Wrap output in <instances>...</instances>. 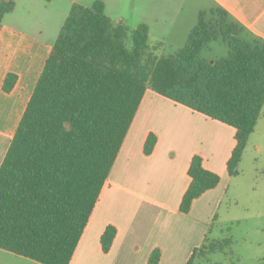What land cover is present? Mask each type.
Returning <instances> with one entry per match:
<instances>
[{
  "label": "trees",
  "instance_id": "16d2710c",
  "mask_svg": "<svg viewBox=\"0 0 264 264\" xmlns=\"http://www.w3.org/2000/svg\"><path fill=\"white\" fill-rule=\"evenodd\" d=\"M15 8L14 0H0V31ZM105 9L99 0L71 6L0 168V249L40 264L71 263L147 91L235 129L230 177L239 175L263 111L264 40L246 39L223 8L201 12L184 47L166 57L151 45L147 25L131 29ZM213 42L225 44L228 55L204 57ZM17 82L8 73L3 91L10 94ZM157 143L150 132L144 155ZM187 174L179 205L185 215L221 182L199 154ZM117 235L116 226L106 227L103 253ZM233 243L209 233L187 264L228 255ZM161 255L156 248L148 264H159Z\"/></svg>",
  "mask_w": 264,
  "mask_h": 264
},
{
  "label": "crops",
  "instance_id": "0c3cea01",
  "mask_svg": "<svg viewBox=\"0 0 264 264\" xmlns=\"http://www.w3.org/2000/svg\"><path fill=\"white\" fill-rule=\"evenodd\" d=\"M136 6L134 0L120 15L121 23L133 29L147 25L153 46L171 51L180 48L175 53L184 47L199 14L217 6L245 28L246 39L264 40V0H144ZM53 44L7 23L6 17L3 20L0 168ZM8 73L18 75L10 94L2 88ZM150 132L157 134L158 143L154 153L145 156L143 146ZM234 135L233 127L147 91L70 264H148L156 248L162 252L159 264H187L194 249L207 234L211 236L210 224L219 218L222 199L232 181L242 175L240 171L230 177L227 172ZM257 135L264 137V107L249 143ZM254 148L262 151L260 144ZM195 154L203 157L207 170L220 175L221 182L195 200L185 215L179 205L190 184L187 171ZM108 225L116 226L118 235L105 254L100 238ZM230 253L232 257L234 252Z\"/></svg>",
  "mask_w": 264,
  "mask_h": 264
},
{
  "label": "rangeland",
  "instance_id": "374dc122",
  "mask_svg": "<svg viewBox=\"0 0 264 264\" xmlns=\"http://www.w3.org/2000/svg\"><path fill=\"white\" fill-rule=\"evenodd\" d=\"M15 10L6 16V22L18 29L32 33L45 41L55 42L67 19L73 2L91 6L98 0H14ZM105 3L106 14L116 23H121L120 15L130 9L134 0H99ZM144 0H135L136 8ZM147 1V0H146ZM179 2L180 0H170ZM133 29V28H131ZM151 45L154 44L150 41ZM177 43V42H176ZM180 49V48H178ZM176 49V50H178ZM176 50L160 48L159 56H169ZM178 52V51H177ZM228 47L213 42L202 55L209 60L226 57ZM152 93V92H151ZM260 144L262 151H255ZM241 177L234 179L229 193L221 201L219 218L211 222V238L234 241L228 255L217 254L209 262L197 261L195 264H262L264 256V137L252 138L246 149L240 167ZM231 228V230L229 229ZM230 231V233H229ZM0 264H40L0 249Z\"/></svg>",
  "mask_w": 264,
  "mask_h": 264
}]
</instances>
